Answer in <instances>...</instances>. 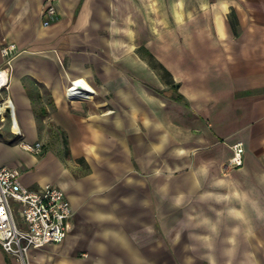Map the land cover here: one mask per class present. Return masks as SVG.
I'll return each instance as SVG.
<instances>
[{"label": "crops", "instance_id": "0c3cea01", "mask_svg": "<svg viewBox=\"0 0 264 264\" xmlns=\"http://www.w3.org/2000/svg\"><path fill=\"white\" fill-rule=\"evenodd\" d=\"M46 1L0 0V64L20 49L0 166L74 209L31 264H264V0H56L44 26ZM77 78L94 93L70 100ZM0 264L19 263L0 247Z\"/></svg>", "mask_w": 264, "mask_h": 264}, {"label": "built area", "instance_id": "2783aa9c", "mask_svg": "<svg viewBox=\"0 0 264 264\" xmlns=\"http://www.w3.org/2000/svg\"><path fill=\"white\" fill-rule=\"evenodd\" d=\"M56 0H47L41 12L42 24L48 26L57 15ZM20 53L15 42H4L0 64V120L6 118L10 107L4 93L10 87L12 60ZM81 84H77L78 81ZM94 90L82 78L73 79L66 91L70 100L92 95ZM40 141L23 142L22 147L38 152ZM244 146L233 145V155L228 164L233 167L244 163ZM74 209L65 191L58 185L46 182L38 188H30L21 180L17 167L0 166V247L19 264H31V251L48 244L61 243L68 235Z\"/></svg>", "mask_w": 264, "mask_h": 264}, {"label": "rangeland", "instance_id": "374dc122", "mask_svg": "<svg viewBox=\"0 0 264 264\" xmlns=\"http://www.w3.org/2000/svg\"><path fill=\"white\" fill-rule=\"evenodd\" d=\"M165 79L168 82L172 78H171V76H167ZM188 79H190V78H188ZM151 87H152V91L155 90L158 94H160L162 96L166 95L170 98H173V96L175 95L174 89L170 88L169 84L168 83L166 84L162 78H160V80H158V81L156 79H153ZM7 116H8V114H6V118L3 121L0 120V127H1V124L7 120ZM10 131H11V124H10V121H8V122L4 123V127L2 129V133L4 134V137H8ZM39 141L42 143V146H41L40 150L38 152H35V153H40V154H43L50 147L53 148V146L56 147L59 144V142H56V141L55 142H50V141L48 142V141H43V140H39ZM12 142H15V143L22 145V143L26 142V141L22 140V138H20V136H17V137L13 138ZM60 143L65 144L64 142H60ZM12 150H14V149H12ZM68 158L69 157H67V154H66L65 159H68ZM45 168H50V166L46 165ZM32 170H34V168ZM33 251H31V262H32V258H33L32 257Z\"/></svg>", "mask_w": 264, "mask_h": 264}, {"label": "trees", "instance_id": "16d2710c", "mask_svg": "<svg viewBox=\"0 0 264 264\" xmlns=\"http://www.w3.org/2000/svg\"><path fill=\"white\" fill-rule=\"evenodd\" d=\"M169 87L174 89L175 95L173 97L176 100H183L184 99V96L180 92H178V90H177L178 89V84L172 82V83L169 84Z\"/></svg>", "mask_w": 264, "mask_h": 264}, {"label": "bare ground", "instance_id": "6f19581e", "mask_svg": "<svg viewBox=\"0 0 264 264\" xmlns=\"http://www.w3.org/2000/svg\"><path fill=\"white\" fill-rule=\"evenodd\" d=\"M81 82H82V81L79 80L77 84L79 85V84H81Z\"/></svg>", "mask_w": 264, "mask_h": 264}]
</instances>
